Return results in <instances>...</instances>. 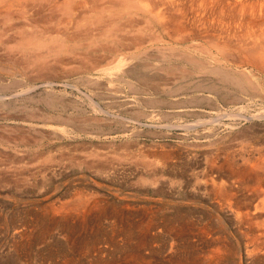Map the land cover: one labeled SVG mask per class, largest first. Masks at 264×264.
<instances>
[{
  "label": "rangeland",
  "instance_id": "1",
  "mask_svg": "<svg viewBox=\"0 0 264 264\" xmlns=\"http://www.w3.org/2000/svg\"><path fill=\"white\" fill-rule=\"evenodd\" d=\"M149 21L134 22L127 48L118 45L117 51L103 40L88 47V39H64L72 53L60 52L65 53L61 57L48 53L50 67L45 70L29 63L20 49H14L18 29H10L4 36L1 30L6 25L0 23V251H5L0 264L23 263L22 258L12 256L16 244L14 248L29 252L30 264L62 261L63 257L86 263L89 257L78 256L75 249L92 247L102 249L105 260L116 258L112 264H120L119 255L135 247L138 251L128 258L130 264H190L189 260L191 264H255L244 255L240 258L248 242L243 227L237 226L232 214L219 209L215 195L194 189L193 180L195 175L200 177L212 157L221 160L229 155L240 162L249 152L256 155L255 149L264 145V119L237 118L230 123L232 127L226 118L221 117V124L211 121L217 112L239 114L241 109L232 103L198 100V93L192 91V74L186 70L190 63L180 53L183 50L171 53L164 48L168 38L154 20ZM17 22H22L23 29H30L27 23ZM18 23L12 28L22 26ZM42 38L54 41L50 36ZM186 45L183 43V48ZM89 55L92 58L87 60ZM119 61L123 71L115 68ZM165 68H170V73ZM221 90V95H230ZM247 108L240 114L258 110ZM165 154L169 155L168 165L161 170ZM153 167L159 169L161 183L151 184L140 178ZM163 217L175 221L178 227L181 224L177 236L182 237L175 236L177 245L172 247V240L162 230ZM202 226H207L208 236L200 234ZM17 231H25L28 239L16 237ZM129 232H134L131 237ZM217 236L221 241L216 246L213 241ZM216 249L220 253L217 263L209 258ZM112 253L117 257L110 256Z\"/></svg>",
  "mask_w": 264,
  "mask_h": 264
},
{
  "label": "bare ground",
  "instance_id": "2",
  "mask_svg": "<svg viewBox=\"0 0 264 264\" xmlns=\"http://www.w3.org/2000/svg\"><path fill=\"white\" fill-rule=\"evenodd\" d=\"M150 19L154 20V22L156 23V26L159 27V29L161 30V32H162L161 34L168 38V41H169L168 45H167V47H164V48L168 49L169 52H171V53H173V50H175V49H180V50H183V52H180L181 56L183 57L186 55L185 57H183V58H185L183 60H185L186 63L187 62L190 63L189 64L190 67L188 69H186V68L185 69L188 70L190 75L192 74V82H191L192 86H193L192 91L195 94H196V92L198 93V96H197L198 100L206 98L208 103H210L209 101H211L213 104H216V103H232L234 105H238V108L241 109V111L239 109L240 113L242 112V109L245 107L246 108L247 107H254V109H255V107L258 108V110L255 109L253 113L251 112L250 115H246L247 113L246 114L244 113L245 115L240 114V113L239 114H235V113L231 114L228 112V110L223 111V112L220 111L219 113L217 112V114L214 118L209 117V119H207V120H210V118H212L211 121H217L220 123V121H221L220 119L222 117V118H226V120L228 119L229 120L228 123L232 124L236 121L237 118H240V119L242 118V120L247 119L246 121H248L250 119H256V120L261 121L262 119H264V0H0V20L3 21L0 23H2V26L6 25V28L4 26L3 30H1L2 35H4V33H5L4 36H7V34H9L8 31L10 29L11 30L18 29V31H17L18 37L16 36L17 37L16 39H18V41L15 43L16 45H15L14 49L15 50L20 49L19 52L21 51L23 53L22 55H24V57H27L26 60L29 63L31 62L32 64H36V66L39 67V69H41V70L44 68L50 67L48 62H46V60L48 59L47 57L49 56L48 53H50V52L51 53L54 52L57 54L59 53L60 57H61L62 55H65V53L61 55L60 52H71V51H73L72 48L69 49L65 45V43L62 41L64 39H69V40H73V41L74 40L80 41L81 39H88L89 42L88 41H87L88 43L86 42L87 43L86 45H88V47L92 46L93 44H96V42L103 40V41H105L106 45H109L107 42H110V44L113 45V47H111L112 49H114L113 51H117L116 47L118 45L124 46V48H125L127 40L132 37L131 36V28L134 26V22L137 23V21L142 20V21L150 23V21H149ZM17 21H19V22L23 21V23H25V24L27 23L28 28H30V29L29 30L23 29L25 26L22 25V22L18 23ZM14 23H15V25L17 23L21 24L23 27L22 26L20 27V25H17V27L12 28V27H14L13 26ZM156 26H155V28H156ZM152 30H153V28H152ZM160 30H158V31L160 32ZM136 31H140V28ZM45 32L48 34L45 35ZM156 35H157V33H156ZM11 36L12 35H10V38H11ZM47 36H50V38H52L54 41L53 42H49V41L45 42L44 38H42V37H47ZM151 36H152V34H151ZM158 38H161V36L159 35ZM138 39H140V36ZM12 40H13V38H12ZM103 41H101V43ZM132 41H134L133 38H132ZM138 41L141 42V40H138ZM134 42H137V41H134ZM183 43H187V45L184 46V48H183ZM100 44H99V46H100ZM104 44L101 46L104 47ZM135 44L137 45V43H135ZM80 45H78V46H80ZM135 48H136V46H135ZM135 48H133V49H135ZM79 50H78V53H80ZM84 53H87V51ZM84 53H83V55H84ZM171 53L169 55L170 57H171ZM81 55H79V56H81ZM90 56L91 55L87 56V60H88V58L89 59L92 58V56L91 57ZM174 56L176 57V55H174ZM177 58H178V56H177ZM93 59L95 62L97 61V59H95V57H93ZM59 62H60V59H59ZM121 63H122L121 61H119L118 63L116 62L114 64V65H116L115 68L122 69V68H120ZM18 64H20V63H18ZM21 64H22V62H21ZM92 64H93V62H92ZM96 64H97V62H96ZM36 66H35V68H36ZM59 66H61V65H59ZM94 67H96V66H94ZM122 67H123V65H122ZM182 67L184 69V66H182ZM180 69L183 72L186 71L185 69L184 70H182V68H180ZM163 70L165 72H168V73H170L169 70L171 71L170 68H169V70L167 69L168 71L166 70V68ZM122 71H123V69H122ZM44 72H46V71H44ZM127 83H128V85L131 84L128 81H127ZM221 89L227 90L230 95L229 94H228L229 96L221 95V93H220ZM209 99H211V100H209ZM198 104H197V106H198ZM243 110H245V109H243ZM199 120L201 121V119H199ZM199 120H198V122H199ZM231 124H230V126L232 127ZM184 125L187 126V124H184ZM220 150H221V148H220ZM255 150H256V152H255L256 155H254L253 151H252L253 154L248 151L249 153H247L246 156L243 155V157L240 158L241 160L239 159L240 162H238L237 159H234L232 156H229V155L224 156V158L222 157L221 160L219 159V157H216V156L212 157L211 160L210 159L207 160L206 164H204L202 172L200 174V177L196 176V175L194 176L195 180H193L194 181L193 187L195 186L194 189H197V190L202 189L206 193L209 192V193H212L213 195H215V197L218 199L217 205H219L218 206L219 209H223L227 213H230V215L232 214L231 216H233V219L236 222L237 226L243 227L242 229L244 231L242 234L246 235V237L248 238V242L244 248L243 253H240V258L242 255H244L243 257H245L248 261H250L252 263L264 264V145L259 147V149H255ZM163 156H166V157H164L163 163L161 164V170L164 169L163 167L165 165H168L167 164V161H168L167 157L169 155L167 156V154H165ZM170 156H172V155H170ZM135 163L136 162H134V164ZM149 166H151V165H149ZM155 167H153V169L150 168V169H152V171L150 170L149 173L145 177L140 176V178H143V179L146 178L147 181H149L151 184H156L157 182H160V178L157 177L159 169L157 170ZM24 169H25V167H24ZM190 175H191V173H190ZM6 179H8V178H6ZM94 206L96 207L97 205H94ZM62 207L63 206H61V208ZM61 208L59 207V209H61ZM43 215H46V213ZM146 221H147V219H146ZM161 221H163V220H161ZM161 221H159V222H161ZM181 221L182 220H180V223H181ZM80 222L82 223L83 221H80ZM151 222H152V220H151ZM155 222H157V221H155ZM174 222L175 221H172L166 217V219L164 220L163 229H162L165 232V235L168 236L167 239L169 238L170 240H172L170 243V247H172V245H177V244H174V240L176 239L175 236L178 235V231H181L180 230L181 224H179L180 227H178V225ZM147 223H146V225H147ZM54 224H56V223H54ZM159 226H161V225H159ZM140 227H142V226L140 225ZM152 228H154V227H152ZM130 229L132 231V228H130ZM183 229L184 228H182V230ZM188 229H190V228H188ZM135 230H138V229L135 227ZM140 230H141V228H140ZM148 230H149V228H148ZM206 230H207V226L206 227L202 226V228H200V234L203 233L204 235L208 236L209 232H207ZM124 231H126V229ZM128 231H130V230H128ZM20 232H23V231H20ZM20 232L17 231L16 232L17 235H15V236L16 237L24 236L23 237L24 239H26V238L28 239L27 235H25V231H24V233H20ZM138 232H139V230H138ZM160 232H162V231H160ZM83 233H84V231H83ZM130 233L133 235L134 232L133 233L129 232V234ZM143 233H145V232H143ZM38 234H40V233H38ZM131 234H130V237H131ZM179 235H180V233H179ZM181 235H182V233H181ZM40 236L42 237V235H39V237ZM143 236H142V238H144ZM122 237H124V236H122ZM139 237H138V239H139ZM152 237H154V236L152 235ZM177 237L180 238L182 236H177ZM42 238L39 240H42ZM212 238H213V236H212ZM212 238H211V240H212ZM219 238L220 237L217 236L213 241L216 243V246L221 241ZM122 239L123 238H121V240ZM130 239H129V241H130ZM147 239H148V237H147ZM111 240H113V238ZM151 240H153V239H151ZM25 241L27 242V240H24L23 242H25ZM30 242H31V240H30ZM118 242H120V240ZM118 242H116V243L118 244ZM133 242H134V246L132 244L133 247H131V248H134L136 246L135 241H132V243ZM20 244H19V246H20ZM112 244H115V243H112ZM150 244L152 246V241ZM150 244H148V245L150 246ZM13 245H14V243H13ZM29 245H30V243H29ZM83 245H85V244H83ZM120 245H122V243ZM15 246H17V244ZM91 246H92V244H91ZM141 246H143V245H141ZM14 247H13L12 252L15 255H12V256L17 257L18 259L22 258V261H23L22 264H30L31 263L30 262L31 257H29V252L27 253V251H19L17 248H14ZM23 247L21 248V250L23 249ZM113 247H115V246H113ZM138 247L139 246H137V248ZM170 247H166V248H169V250H170ZM123 248H125V247H123ZM126 248H127V246H126ZM72 249H75V248H72ZM72 249H70V250H71V253L73 254ZM143 249H144V247H143ZM68 250H69V248H68ZM146 250H147V248H146ZM49 251L47 249V252L52 254V252H49ZM66 251H64V252H66ZM75 251L77 252L78 256H80V257L88 256L89 257V258L87 257L88 262L83 263L82 261H78L75 263V262H73L75 259L73 261H70L71 259L69 260V258H67V257H63L64 260H62V261H60V260L53 261V259L48 257V259H51V260H42V261H39L38 263L37 262H35V263H37V264H112L113 262L115 263L114 260L116 259L115 258L116 255L112 253L110 256L115 255L114 256L115 259H113V260H111V259L107 260L106 259L105 260L104 259L105 256H103V254L101 255L103 250L100 248H97V247H94V248L92 247V249H88L85 251H82L81 249H79V250L75 249ZM136 251H138L136 249V247L132 250H130V248H129V250L125 249L123 251L124 253L122 252V254L119 255L121 258L120 264H130L129 263L130 260L128 258L131 259V256H133L135 253H137ZM171 251H172V249H171ZM4 252L0 251V255ZM30 252L33 254L32 251H30ZM118 252H119V250H118ZM118 252H117V254H118ZM186 252H188V251H186ZM60 254H62V253H60ZM148 254L150 256V252ZM57 255H58V253H57ZM136 255H138V254H136ZM143 255H144V253H143ZM219 255H220L219 250L216 249V250H213L210 252L209 258H211L214 262L217 263V262H219V259H218ZM47 256H48V254H47ZM47 256L45 255V258ZM142 256H140V257H142ZM76 257H77V255H76ZM57 258H59V257L57 256ZM71 258H73V257L71 256ZM188 258L190 259L189 256H188ZM135 259H136V257H135ZM145 259H147V258H145ZM118 260H120V259H118ZM132 260H133V257H132ZM182 261H184V260H182ZM211 261H209V262H211ZM136 262H139V261L136 260L135 263ZM142 262H143V260H142ZM186 262H188V261L186 260ZM189 262L191 264L190 260H189ZM116 264H117V262H116ZM203 264H204V262H203Z\"/></svg>",
  "mask_w": 264,
  "mask_h": 264
}]
</instances>
